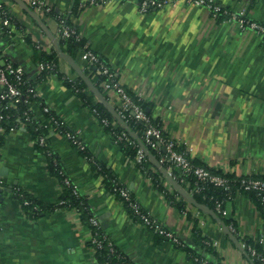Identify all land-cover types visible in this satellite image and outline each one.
I'll use <instances>...</instances> for the list:
<instances>
[{"label": "crops", "instance_id": "obj_1", "mask_svg": "<svg viewBox=\"0 0 264 264\" xmlns=\"http://www.w3.org/2000/svg\"><path fill=\"white\" fill-rule=\"evenodd\" d=\"M0 1L18 25H12L8 33L0 26V54L23 69L35 88L37 101L27 104L33 118L46 126L41 106L49 108L85 146L90 159L103 165L138 207L179 242L194 243L188 212L214 248L218 264H251L241 251L243 238L258 243L264 253V214L247 196L235 192L225 203L230 225L184 199L185 211L179 212L119 150L105 127L57 74L40 76L36 55L53 51L58 74L70 82L80 79L58 57L56 46L70 55L61 49L56 16L34 12L27 0L17 1L28 11L16 0ZM44 1L58 17H70L85 47L106 62L118 86L145 105V114L157 123L152 126L174 143L176 151L184 152L199 167L235 178L264 180V37L240 30L226 18L212 17L204 7L185 0H162L167 1L163 8L145 14L138 12L142 0H102L97 5H90L92 0ZM212 1L229 12L243 11L248 21L264 26V0ZM75 3L79 11L71 16ZM70 57L92 83L80 53ZM85 94L98 102L87 87ZM118 102L116 95L108 94L111 107L116 109ZM45 128L48 150L89 213L101 218V227L116 249L133 264H193L177 245L132 220L83 155L50 127ZM47 165L48 159L37 150L24 124L5 135L0 149V169H6L0 177L4 187L0 264H98L87 245L90 231L79 214L57 209L32 216L13 196L11 188L16 187L43 205L56 203L63 188ZM164 171L174 181L179 178L174 168ZM163 178V187L176 191Z\"/></svg>", "mask_w": 264, "mask_h": 264}, {"label": "trees", "instance_id": "obj_2", "mask_svg": "<svg viewBox=\"0 0 264 264\" xmlns=\"http://www.w3.org/2000/svg\"><path fill=\"white\" fill-rule=\"evenodd\" d=\"M222 9L224 10L225 8ZM78 11H79L78 5L75 3L71 10V16L76 15ZM48 15L56 16L57 19H60L64 22V25L67 28L75 32V35L69 36L68 38L59 39V43L61 49H63V52H66L70 56L75 57V55L77 53H80V51L87 50L83 40L80 38L78 33L71 26L69 16L58 17L56 14H54L53 10H51V12ZM216 18L223 19L225 17L222 14H218ZM11 24L15 27L16 26L18 27V25L14 20H11ZM76 35L79 37L76 38ZM26 41H28V39H26ZM36 52L38 53L37 50ZM36 57L38 64L39 63L51 64L54 66V69L51 72L49 71L40 72L39 73L40 76L43 77L48 74H57L59 79L62 81V83L72 91L75 97H77L79 100L82 101L85 107L90 109L91 112L93 110L96 111L97 113L96 118L99 120L100 123L101 120L103 119L107 122L106 125H103L106 131L109 133L112 139L116 141L119 150L124 155H126L130 159V161L133 162L135 168L140 173L145 175L149 179L153 187L158 191H160L165 197V199L169 201L179 212L182 213L183 211H185V206L187 203L183 200V198H181L177 194L175 190L169 191L168 189L163 187V183L165 182L163 175L159 170L155 169L156 165H154V163H152L150 159L151 157L154 161H156L163 170L167 169L168 164L159 163L160 158L165 155V152L157 145L156 148H151L150 144L144 139V133L148 128V126L156 125L157 123L153 122L148 114H145L146 117L149 119L148 124L135 120L130 111H125L121 114L123 116V118H121L122 122L127 126L129 131L137 137V139L142 144L144 152H146L145 161H142L141 163H137L136 152L137 149L140 147L138 143L135 141L134 143L135 145H130L123 140H116V136L121 133H125L127 135L129 134L124 129L119 127L117 121L108 113V111L101 103L93 102L92 96L89 97L85 94L86 87L80 79H78V81L76 82H70L66 79V77H64L61 74H58V72L56 71V61H58L56 53L53 51H51L50 53L42 52L40 54H37ZM98 58L101 63L105 64L109 68V66L102 58H100L99 56ZM88 66H89V74H91L92 77L91 80L93 85L98 90L101 97L105 101H108V92L103 90V88L101 87V83L105 81V77L97 73V71L95 70L96 66H92L89 64ZM113 81L116 83V78L114 73H113ZM27 89H35V88L32 85H30L26 79L25 84L19 87V90L23 94V99H20V101L16 103L14 107L12 106L8 109H4L6 103L0 100V116H3V119L0 120V127L4 128V132L0 133V149L3 145L5 135L8 132H10L11 129H15L20 124H24V127L26 131L30 134L31 139L33 140L37 150L41 151L48 159L47 169L49 173L52 176H54L57 179V181L60 183V185L63 188V193L58 198L56 203L49 206L43 205L33 200L25 192L21 191L16 187L11 188V192L13 196L18 201L19 205L25 211L29 212L32 216H39L40 214L53 212L57 209L74 210L77 214H79L80 220L88 227L90 231V235L95 237L98 241V245H92L89 242L87 243V245L91 247V249L93 250L94 256L98 264H133L123 253H121L118 249H116V247L109 240V238L107 237V235L105 234L104 230L101 227L94 229L92 226H90L89 219L92 218L93 216L87 210V205L85 201L81 199L79 195L74 194L71 186L66 185L65 180L67 178L64 175V172L61 166L59 165L57 158L47 148L46 137L48 135V131L46 130L44 125H42L37 119L33 118L31 112L29 111L28 105L25 103V101L27 102L37 101L36 96H31L27 94L26 92ZM128 95L131 98L132 102L138 105L145 113V105L137 97L131 94ZM42 108L43 107L41 106V109ZM116 111L119 112L117 108ZM43 119L48 123V125H50V128L59 135H61L60 133L61 131H69L65 125L59 127L54 123V122H59V118L56 117L52 112L43 114ZM40 138H43L42 144L39 142ZM80 153L88 161L94 173L97 176L102 177L103 187L107 190L108 193L115 196V198L122 204V207L127 213V215L132 220L139 221L141 223L139 217L134 214V212L128 206V203L124 201L123 198L120 196L119 189H124V188L120 186L119 183H117V181L112 177L111 173H109V171L106 170L103 165L90 159V156L87 154V150H84ZM205 169L212 175L220 176L223 177L224 179H227L229 189L225 191L222 188L215 187L209 183H200L192 175L176 178L175 179L176 183L180 187L185 188L186 191H188V193L193 197L196 203L205 206L208 210L215 213L214 206L216 202H220L224 206L226 202L230 201L233 198L235 192H239L247 196L256 205V207L260 209V211H262V213L264 214V202H261L254 193L244 192L241 189L240 180L243 177L235 178L228 173L222 172L221 170H213L208 168ZM197 188L198 191L195 192V189ZM2 192L3 189L0 191V205L2 200ZM128 196L131 201H134L131 195L129 194V192H128ZM176 197H178V199ZM140 211L144 212L142 209H140ZM216 216H218L224 222V224L230 225L228 224L229 221H227L225 217H222L218 214H216ZM186 219L189 222H191L193 225L191 229V236L194 239V243L192 246H188L186 243L181 241L179 244H175V245H177L179 249H181L186 253V255L189 257L190 261L193 264H218L216 262L217 254L214 248L211 246V244L205 241L204 237L201 236L197 224L195 223L196 221L188 212L186 213ZM149 230L152 232L154 231L158 236H160L164 240L169 241V239H167V237L164 236L163 234H160L159 232H156L153 229H149ZM240 241L242 245V251L247 257L248 261L251 264H263L264 253L262 251L261 246L258 243L252 242L249 239L243 238ZM247 249L253 250L255 255L253 256L250 255Z\"/></svg>", "mask_w": 264, "mask_h": 264}, {"label": "built area", "instance_id": "obj_3", "mask_svg": "<svg viewBox=\"0 0 264 264\" xmlns=\"http://www.w3.org/2000/svg\"><path fill=\"white\" fill-rule=\"evenodd\" d=\"M102 0H92L90 5H97ZM130 1V0H127ZM187 3L194 6L204 7L207 9L212 17H217L218 14H222L229 22L236 23L238 29L245 30L249 29L254 31L261 37H264V26L250 22L247 20L245 13L241 12H229L228 10H223L221 6H218L213 3L212 0H185ZM29 7L36 13H41L42 15H48L51 12V7L44 0H27ZM167 4V1L162 0H142L138 3V12L140 14H145L151 11L159 10ZM81 7V6H80ZM223 10V11H222ZM11 20H14L8 13L7 8L4 3L0 1V26L7 33L13 27ZM58 22V39L68 38L69 36L75 35V32L64 25V22L60 19H57ZM79 36L76 35V38ZM80 59L86 64L96 66L95 70L98 74H101L105 77V81L101 83L103 90L107 91L108 94L116 95L119 99L116 111L117 115L121 118V115L125 111H130L134 119L143 123L148 124L149 119L146 117L143 110L132 102L131 98L128 96L126 91L118 86L113 81V73L110 69L103 63L99 61L98 56L90 50L80 51ZM54 69V66L51 64H37L38 72L49 71L51 72ZM26 82L25 74L23 69L20 67L14 66L12 63L7 62L2 59L0 54V100L6 103L4 109L14 107L16 103L23 99V94L19 90V87L24 85ZM28 95L36 96L35 89H27ZM28 104L27 101H25ZM43 114L49 113L50 110L47 107L42 108ZM93 115L96 117L97 113L95 110L92 111ZM122 116V117H121ZM3 119V116H0V120ZM45 121V120H44ZM122 121V120H121ZM57 126H64V122L59 119V122H54ZM123 123V122H122ZM46 126L50 127L45 121ZM102 125H106L107 122L103 119L101 120ZM118 124V123H117ZM121 128L120 124H118ZM13 130V129H11ZM10 130V131H11ZM4 132V128L0 127V133ZM61 136L66 139L75 149L82 152L86 150L85 146L78 140V138L69 131H61ZM144 139L150 144L151 148H156V145L163 149L165 155L160 158L159 163L168 164L167 171L169 172L172 168L176 169L179 172V177H186L189 175L194 176L200 183H209L215 187H220L223 190L227 191L229 189L228 180L223 177L212 175L205 168L194 165L190 162L184 152H178L175 150V145L172 141L166 140L162 137L158 129L149 125L144 133ZM116 140H123L130 145H135V140L132 139L129 135L121 133L116 136ZM39 142L43 143V138H40ZM116 143V141H114ZM145 152L142 148H138L136 152V162L141 163L145 161ZM66 185L72 187L74 194H77L76 187L72 185L68 179L65 180ZM3 183L0 179V190L3 188ZM240 187L244 192H252L258 197L261 202H264V180L254 179L249 176L243 177L240 180ZM198 191V188L195 189V192ZM120 196L124 201L128 203L130 209L134 212L136 216L139 217L141 223L148 229H153L160 234L169 239L173 244H179V240L174 237L170 232L163 230L155 221H153L149 215L140 211V208L135 201H131L128 196L126 189H119ZM78 195V194H77ZM26 204V203H25ZM215 214H218L222 217L227 216V211L220 202H216L214 206ZM89 224L94 229L100 228L101 223L96 217L89 219ZM229 229L232 231V227L229 226ZM92 245H98V241L95 237L90 235L88 241ZM250 255H255L254 251L247 249ZM264 264V260H263Z\"/></svg>", "mask_w": 264, "mask_h": 264}, {"label": "water", "instance_id": "obj_4", "mask_svg": "<svg viewBox=\"0 0 264 264\" xmlns=\"http://www.w3.org/2000/svg\"><path fill=\"white\" fill-rule=\"evenodd\" d=\"M16 3L18 5H22L23 9H26L28 11L27 7H25V5H23L21 2H19V1L16 0ZM56 51H57L58 57L60 59H62L63 61H65L68 65H70L74 69L76 75L82 80V82L87 87V89L95 96V98L97 99V101L99 103H101L105 107V109L108 111V113L117 121L118 124H120L121 128L124 129L129 134V136L132 139H134L138 143V145L143 149L141 142L137 139V137L133 133H131L129 131V129L127 128V126L124 123H122V121H121L120 117L117 115L115 109L113 107H111L107 103V101H105L101 97L100 93L92 85L91 81L87 77H85V75L76 67L73 59L70 56L65 55L64 53H62L59 50L58 46H56ZM145 154H146V152H145ZM150 159L156 165V167L160 170V172L166 178V180L168 181V183H170L176 189V191L182 196V198L187 203L191 204L195 209H197L199 211H202L204 214H207V215L211 216L212 218H216V214L215 213H213L212 211L208 210L205 206L200 205V204H197L195 202V200L193 199V197L190 194H188L187 192H185L174 180H172V178L169 175L166 174V172L161 168V166L156 161H154L151 157H150ZM5 170L6 169L4 167H2L0 169V177H3V176L6 175ZM99 220H101V218H99ZM241 251H242V249H241Z\"/></svg>", "mask_w": 264, "mask_h": 264}]
</instances>
